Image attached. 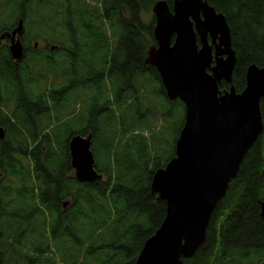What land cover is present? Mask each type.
Segmentation results:
<instances>
[{"label":"trees","instance_id":"16d2710c","mask_svg":"<svg viewBox=\"0 0 264 264\" xmlns=\"http://www.w3.org/2000/svg\"><path fill=\"white\" fill-rule=\"evenodd\" d=\"M156 1L35 0L25 10L0 0V34L23 19L46 24L57 45L44 58L26 55L20 70L0 48V264H135L162 223L166 201L151 181L175 156L185 105L168 98L145 62L156 44ZM207 1L231 29L240 92L247 67H264V0ZM75 88H89L84 118L62 112ZM261 108L262 132L184 264H264V100ZM89 132L103 178L79 182L68 141Z\"/></svg>","mask_w":264,"mask_h":264},{"label":"water","instance_id":"95a60500","mask_svg":"<svg viewBox=\"0 0 264 264\" xmlns=\"http://www.w3.org/2000/svg\"><path fill=\"white\" fill-rule=\"evenodd\" d=\"M156 44L145 62L158 70L170 100L185 105V121L175 156L157 169L151 190L166 201V215L144 243L135 264H184L205 241L219 201L263 129L264 67L246 69V85L233 84L237 63L226 17L207 0H158L152 7ZM13 31L10 51L23 57ZM229 89H220L222 82ZM6 135L0 124V139ZM71 166L79 182L103 178L92 149V133L74 134L68 141ZM67 206V203H64ZM264 224V200L261 202Z\"/></svg>","mask_w":264,"mask_h":264},{"label":"flooded vegetation","instance_id":"af4514ba","mask_svg":"<svg viewBox=\"0 0 264 264\" xmlns=\"http://www.w3.org/2000/svg\"><path fill=\"white\" fill-rule=\"evenodd\" d=\"M31 1H35V0H10L9 3L12 7L26 10L33 6ZM59 4L61 3L59 2ZM16 26L17 25L11 28L9 32L7 31L0 34V48H5L8 51V53L11 56V61L13 62L14 65L13 67L15 69L17 70L21 69L20 68L21 62L23 61V58H25L26 55L33 53V55L35 56L38 55L44 58L47 56L49 52H52L51 50L57 48V45L49 43L47 37L42 33L41 30H40V34H38V30L36 27L27 32V28L24 23L23 32L21 34H17L16 36V38L20 40L23 46V57L20 60H15L11 54L10 46L13 41L12 34Z\"/></svg>","mask_w":264,"mask_h":264},{"label":"rangeland","instance_id":"374dc122","mask_svg":"<svg viewBox=\"0 0 264 264\" xmlns=\"http://www.w3.org/2000/svg\"><path fill=\"white\" fill-rule=\"evenodd\" d=\"M36 5V3H34ZM44 12L46 14H48V10H44ZM153 14V12H151ZM150 14V15H152ZM27 32L29 30H32L34 28V26L32 25H27ZM37 30H41L42 33L46 36V37H53L55 34L50 33L48 27L46 24H38V27H36ZM61 32V31H60ZM89 93V88H84L82 91L79 90L78 88L73 89L72 91H70L69 93V98H68V105L64 106V109L62 110V112H68L71 111L72 113H70L71 116H76L75 119L77 118H84L86 116V111H85V107L83 105V98L80 97L82 94H88ZM82 104V107L80 106ZM75 173V172H74ZM19 184V189L22 186V182L23 180H19L18 181ZM25 186H28L29 188L31 187L30 183H26ZM13 195L15 197L16 202L18 203V205L20 206V209L23 208L24 203H23V197L21 194V191L18 189H15L13 191Z\"/></svg>","mask_w":264,"mask_h":264}]
</instances>
